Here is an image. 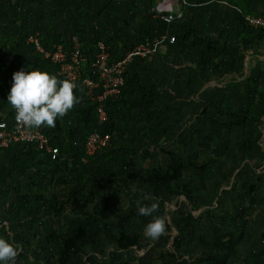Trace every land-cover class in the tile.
<instances>
[{
  "label": "rangeland",
  "instance_id": "rangeland-1",
  "mask_svg": "<svg viewBox=\"0 0 264 264\" xmlns=\"http://www.w3.org/2000/svg\"><path fill=\"white\" fill-rule=\"evenodd\" d=\"M177 1L166 0L174 6ZM139 2L133 12L125 8L127 0H0L2 37L24 33L28 40L39 39L50 32L78 39L81 32L92 40L117 33L131 48L148 28L165 36L164 47L131 72L134 92L148 84L154 96L149 105L125 110L118 119L123 138L133 145L129 163L117 166L98 158L87 163L85 186L69 179L64 167L72 163L68 157L52 173H15L12 185L0 186V236L17 246L16 264H56L64 240L78 228L86 230L88 239L67 264H264V164L255 170L242 153L251 136L257 144L251 152L264 157V129L260 137L245 113L253 99L241 91L232 97L228 93L233 90H223L227 82L213 80L212 55L203 36H193L190 47L165 49L169 35L183 40V32L176 31L180 23L160 33L151 0ZM194 15L190 21L198 26ZM22 54H0V71L10 86L13 72L22 68ZM154 128L165 131L157 142L150 135ZM12 160L6 158L0 168H10ZM176 164L184 167V178L170 190L152 183ZM131 175L136 181L128 182ZM138 202H156L154 215L168 225L155 240L144 234L151 217L138 214ZM104 204L108 219L100 220L98 208ZM81 205L88 218L78 209ZM121 231L139 236V247L118 251L114 241ZM183 232L189 236L182 237Z\"/></svg>",
  "mask_w": 264,
  "mask_h": 264
},
{
  "label": "trees",
  "instance_id": "trees-1",
  "mask_svg": "<svg viewBox=\"0 0 264 264\" xmlns=\"http://www.w3.org/2000/svg\"><path fill=\"white\" fill-rule=\"evenodd\" d=\"M162 0H151L150 6L151 10L155 11V8ZM185 2V3H184ZM228 3L230 5L234 4L237 8L241 9L240 0H199L191 2L190 0H178V9L181 11L182 16L180 19L173 21L171 24H162L160 20L157 22L160 26V33L165 30L164 27H173L172 24H179L180 27H176V31L180 30L183 32V40H177L173 35H169L168 39L165 41V46L169 48L179 49V47H185V44L192 46L194 37L199 38L200 35L204 37L206 46L209 49V54L212 55L213 59H210V76L214 79L218 77V64L220 59L218 57V52L221 50L217 49L216 46L219 45L218 41L213 39L211 26L213 25L210 20V12L217 8H224L223 3ZM139 0H127V5L125 8L129 11L136 12L140 8ZM239 11V10H238ZM235 13V17L238 18L246 27L248 26L244 22L245 15L251 16H261L262 14L245 12L241 10ZM199 14L195 16L194 14ZM198 22V26L194 21H190V18ZM196 17V19H195ZM255 29V28H252ZM259 32L262 39H264V34L261 30L255 29ZM179 32V33H180ZM222 32V31H221ZM83 33V32H82ZM77 34V32H76ZM80 38L75 39L70 36L66 39L65 36H58L57 34L47 32L46 34L39 37V41L43 48L47 51H54V47L61 46L62 51L65 53L67 61H70V52L73 49L74 41L77 42L80 52V57L83 59L82 67L80 70V77L77 81V85L74 88V95L80 98V102L64 116L58 118L55 125L52 127L41 125L44 133L50 138V142L58 149V154L55 159L50 156L39 153L35 150L33 145L30 144H16L9 147L7 150L0 152V162L6 158H13L10 168H0V186L12 185L10 180L13 175L19 174L21 176H26L33 172H37L41 175L42 170L48 169L50 173L52 170L56 171L61 160L68 157L72 161L70 164H64L66 173L71 181H73L77 186H85L88 178L83 176V168L87 166V163L95 161V159H100L105 164H115L117 166H124L129 163L131 155L130 150L133 149V145L123 138L122 131L123 127L119 125V118L124 113L125 110L128 112H133L134 109L140 104L145 103L150 104L153 94V86L144 85L139 88L136 94L131 86L132 75L131 72L135 69L136 63L146 59L134 58L125 68L124 86L120 89V93L117 97H109L103 102V107L106 112V120L99 125L98 115L96 111V102L91 101L87 96V91L84 90L82 83L86 78H90L97 81V77L93 74L92 63L98 52L97 43L103 42L106 52L109 55V63L117 62L125 57V55L130 52L136 45L144 42L145 40H152L153 38L160 36L157 31H153L152 28H148L142 32V37L137 43H135L131 48L126 47L122 44L120 37L117 33H114L109 37H97L90 40L87 36L78 33ZM223 34V33H222ZM194 36V37H193ZM174 37L173 44H169V38ZM193 37V38H192ZM219 39V38H218ZM193 40V41H192ZM240 41V39L238 40ZM243 41V40H242ZM211 42H216L214 45L209 47ZM189 46V47H190ZM10 47L14 49L11 51ZM22 50L23 54L20 58L21 67L28 70V66L36 67L40 70L49 72L57 76L60 80H66L64 76L59 73V67L52 63L50 60L45 59L42 54L37 52L32 44L28 42L26 34L22 33L19 37H2L0 35V54H6L8 56L15 55L18 51ZM169 50V49H168ZM219 50V51H218ZM181 51V50H180ZM217 53V54H216ZM216 56V57H215ZM1 57V56H0ZM219 61V62H218ZM12 68L10 67V69ZM6 72V71H5ZM210 77V78H211ZM4 74L0 71V110H4L5 115H0V121L9 120L14 111L13 107L7 102V94L10 89V85L4 83ZM223 90L231 91L232 97L239 95H246L247 98H252L253 100L247 101L246 116L248 119L253 121L256 131H258L259 136L262 137L261 129H264V87H256L255 84L248 80L247 87L241 89L233 88L227 86ZM100 90H96L95 93H100ZM227 95V97H228ZM250 101V102H249ZM228 104H226L227 106ZM236 115L237 110L235 112ZM70 119L69 125L65 126L64 122ZM94 133L99 134H109L110 141L109 144L97 150L93 155L89 156L85 154V144L90 135ZM143 136L145 137L146 131L142 130ZM165 131H159L154 128L150 131V135L154 138L153 141L157 142L159 137H162ZM259 137V138H260ZM245 147L242 150L244 152V160H251L254 163L255 170H259L264 164V157H260L259 154H253L252 149L257 145L255 139L251 136L247 137L245 140ZM118 148V149H117ZM261 150L263 148L261 147ZM238 167V166H237ZM184 178V167L180 164L174 165L168 172L163 175H156L153 179V184L157 187H162L166 190H170L175 184ZM137 177L131 175L128 177V182L136 181ZM151 182V181H150ZM25 198L27 196L25 195ZM1 199V195H0ZM29 202H24V207H28ZM108 206L104 204L98 208V214L100 220L108 219ZM84 218H88L89 214L86 212L84 206H79ZM191 215L188 214L189 220ZM34 221H39L34 218ZM188 224V222H187ZM168 227L167 224H165ZM182 237L187 238L189 233H181ZM88 239L87 232L84 228H78L72 237H69L63 242V252L61 256L56 260V264H67L69 256L78 250V245ZM118 251L126 252L133 248H138L140 244V237L133 234H128L124 231L119 232L118 237L114 241Z\"/></svg>",
  "mask_w": 264,
  "mask_h": 264
},
{
  "label": "built area",
  "instance_id": "built-area-1",
  "mask_svg": "<svg viewBox=\"0 0 264 264\" xmlns=\"http://www.w3.org/2000/svg\"><path fill=\"white\" fill-rule=\"evenodd\" d=\"M185 3V2H184ZM158 18L162 24L169 25L173 21L180 19L181 11L178 9V1L174 6L167 4L166 0L157 6ZM244 22L255 29H259L264 34V15L251 16L245 15ZM165 36H157L152 40H145L136 45L125 57L117 62L109 63V55L103 42L97 43L98 52L92 63L93 74L98 78L94 81L86 78L82 86L87 91V96L91 101L96 102V111L98 115V124L101 125L106 120V112L103 102L109 97H117L120 89L124 86V72L126 66L134 58H148L153 55L157 48H161ZM28 42L32 44L37 52L42 54L45 59L59 67V73L74 83L75 87L80 77V70L83 59L80 57L79 47L76 41L70 52V61H67L65 53L61 46L54 47V51H47L43 48L38 38H29ZM174 37L169 38L168 43L173 44ZM100 93H95L96 90ZM110 141L109 134L94 133L89 136L85 144V154L93 155L97 150L105 148ZM16 144H30L39 153H44L55 159L58 149L50 142V138L44 133L42 126L28 127L16 120L15 110L9 120L0 121V152L7 150Z\"/></svg>",
  "mask_w": 264,
  "mask_h": 264
},
{
  "label": "clouds",
  "instance_id": "clouds-1",
  "mask_svg": "<svg viewBox=\"0 0 264 264\" xmlns=\"http://www.w3.org/2000/svg\"><path fill=\"white\" fill-rule=\"evenodd\" d=\"M75 85L70 80H60L56 75L28 66L13 72L7 102L16 113V120L28 127L46 125L52 127L58 118L64 117L80 98L74 95ZM158 204L138 202L140 216L151 217L144 225L145 236L155 240L165 231V221L154 215ZM17 246L0 236V264H16Z\"/></svg>",
  "mask_w": 264,
  "mask_h": 264
},
{
  "label": "crops",
  "instance_id": "crops-1",
  "mask_svg": "<svg viewBox=\"0 0 264 264\" xmlns=\"http://www.w3.org/2000/svg\"><path fill=\"white\" fill-rule=\"evenodd\" d=\"M240 2L241 9L234 4L224 2L220 4L224 8H217L210 12V20L213 24L212 36L219 38L217 39L219 45L216 43V48L221 50V53L218 50L220 59L217 69L218 77L213 80L223 79L228 83H226L227 86L241 90L247 87L248 80H251L258 88L264 87V39L259 32L246 27L235 17L238 10L239 13L241 10L257 14L264 13V0H240ZM154 14L159 20L157 7ZM163 47L162 44L161 48ZM0 115H5L4 110H0Z\"/></svg>",
  "mask_w": 264,
  "mask_h": 264
}]
</instances>
